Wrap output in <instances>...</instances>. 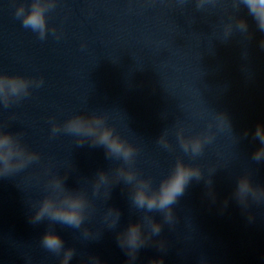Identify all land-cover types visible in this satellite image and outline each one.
Instances as JSON below:
<instances>
[{
    "label": "water",
    "instance_id": "1",
    "mask_svg": "<svg viewBox=\"0 0 264 264\" xmlns=\"http://www.w3.org/2000/svg\"><path fill=\"white\" fill-rule=\"evenodd\" d=\"M30 3L0 0V76L32 80L29 95L8 107L0 101V126L21 133L41 157L0 177V264H60L62 253L41 244L49 228L75 250L70 264H92L93 257L129 264L118 235L145 216H154L162 230L152 235L146 227L147 243L134 264L159 258L163 264H264V201L235 194L244 174L264 187V161L252 159L259 146L254 130L264 125V50L246 11L237 15L247 17L253 36L234 29L225 40L224 27L236 17L230 0L203 10L195 0H35L47 10L48 31L40 39L15 16ZM81 112L101 114L138 149L133 168L153 186L177 159L200 169L201 178L173 205L171 224L134 206L131 185L116 175L122 161L106 158L103 147L78 146L70 134H51L52 122ZM218 113L226 114L231 129L217 125ZM178 129L186 139L213 140L194 157L180 147ZM162 135L167 149L158 142ZM100 170L109 184L93 192ZM51 175L87 193L81 228L47 218L31 222ZM111 209L120 212L115 226Z\"/></svg>",
    "mask_w": 264,
    "mask_h": 264
},
{
    "label": "clouds",
    "instance_id": "2",
    "mask_svg": "<svg viewBox=\"0 0 264 264\" xmlns=\"http://www.w3.org/2000/svg\"><path fill=\"white\" fill-rule=\"evenodd\" d=\"M181 4L187 0H179ZM218 0H195L197 10H203L208 4H216ZM230 5L236 13L235 23L224 27V37L227 40L238 30L243 34L253 33L249 31L247 17H251L256 29L262 34L259 47L264 50V0H230ZM245 10L247 17L239 16L237 13ZM46 9L39 7L35 0H31L27 9L24 6L17 8L15 16L21 20L24 28L31 29L38 33L40 39H44L48 31ZM32 80L20 75L0 76V101L5 107L21 98L29 95ZM43 80L35 82V87H40ZM217 125L221 128H230L231 124L224 113H218L215 117ZM60 132L70 134L76 138L78 146L88 143L91 146H100L105 150L106 158L120 160L123 163L117 167L116 175L132 187V202L137 209L145 213H161L164 222L171 224L173 221V205L181 197L188 184L194 178H201V171L198 167L177 159L169 173L160 179L157 186H153L150 178L145 179L138 175L133 168L134 157L138 149L127 139L122 138L119 132L110 125L104 116L97 113L81 112L71 115L63 124L52 122L51 134L53 136ZM247 135V133H245ZM176 138L180 147L185 153L192 156L202 154L205 144L211 143L213 137L197 135L186 139L183 129H178ZM253 139L259 141V146L253 151L252 159L264 161V125L258 124L253 133ZM159 144L168 148L163 135L158 140ZM40 154L31 150L22 140L21 133L5 131L0 126V177H8L14 173L28 168L31 164L39 162ZM49 169H45V174ZM109 184V174L100 170L96 174L93 185V192H97L101 185ZM47 194L39 201L34 214L30 217L33 224L39 223L45 218L51 222L71 228H81L86 212L90 207L87 193L79 189H69L65 185V178L59 175H51L47 181ZM235 194L238 198L251 197L253 201H264V187L254 185L248 174L241 175L236 183ZM115 213L111 221L115 226L120 220L118 209L109 210V215ZM146 227L150 228L152 235L161 233L162 224L154 216H145L143 219L131 221L118 235V242L122 249L126 250L129 264H134L138 257L139 250L147 243L145 236ZM87 235V233H85ZM42 246L57 255L62 253L60 264H70L74 256L72 247H65L64 240L54 230L49 228L41 238ZM165 247L162 241L159 248ZM92 264H100L98 257L92 258ZM149 264H163V258L153 259Z\"/></svg>",
    "mask_w": 264,
    "mask_h": 264
}]
</instances>
